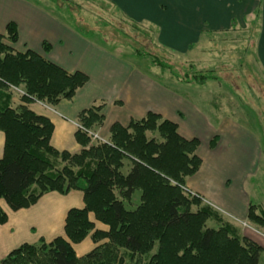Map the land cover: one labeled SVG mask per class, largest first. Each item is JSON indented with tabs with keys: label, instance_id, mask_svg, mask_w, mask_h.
Returning a JSON list of instances; mask_svg holds the SVG:
<instances>
[{
	"label": "trees",
	"instance_id": "16d2710c",
	"mask_svg": "<svg viewBox=\"0 0 264 264\" xmlns=\"http://www.w3.org/2000/svg\"><path fill=\"white\" fill-rule=\"evenodd\" d=\"M17 39L16 26L8 23L0 35V201L18 211L46 193L79 191L84 207L68 210L64 237L23 244L0 264H127L125 257L135 256L148 257L146 264H264L261 247L239 238L218 212L184 191L186 178L201 165L199 141L183 139L176 124L148 112L126 127L112 125L106 143L92 142L82 129L96 132L104 121L101 106H92L75 122L82 128L75 132L81 150L53 148L51 121L27 104L70 100L88 77L66 73L31 51L17 53L11 47ZM42 48L49 50L46 43ZM215 144L214 137L209 146ZM134 193L138 203L127 209ZM89 214L107 230H95ZM6 220L0 206V225ZM247 220L264 229V216L253 205ZM209 221L218 227H209ZM89 235L95 247L77 257L73 245Z\"/></svg>",
	"mask_w": 264,
	"mask_h": 264
},
{
	"label": "crops",
	"instance_id": "0c3cea01",
	"mask_svg": "<svg viewBox=\"0 0 264 264\" xmlns=\"http://www.w3.org/2000/svg\"><path fill=\"white\" fill-rule=\"evenodd\" d=\"M103 1L117 8L131 22L151 26L158 44L180 53L191 50L210 32L230 30L236 22L257 23L254 55L264 71V0ZM51 10L37 0H0V35H4L8 23L16 26L18 39L11 46L14 51H31L66 73L81 72L88 77L87 83L70 100H60L55 106L37 101L27 104L34 113L51 121V146L58 151L78 153L81 147L75 141V122L80 112L92 106H101L99 113L104 121L96 130L105 139L109 138L110 127L114 124L126 127L131 121L143 119L148 112L159 115L176 124L183 139L199 141L196 154L201 165L193 176L186 178L185 186L229 217L220 216L223 222L235 228L239 238L257 244L264 251V229L247 220L250 205L256 207L258 215L264 216L246 192L247 180L255 175L258 160L254 135L226 117L216 123L210 122L208 117H194L192 125L185 121L178 123L183 122V117L175 108L178 98L175 93L150 82L130 61L120 59L119 54L108 52L91 39L75 34ZM43 43L49 46L48 51L43 50ZM214 137L216 144L211 148L209 144ZM3 146L4 134L0 132V158ZM129 168L126 165L124 172L127 173ZM133 196H139V193ZM0 206L7 215L6 222L0 225L1 261L23 244H37L40 240L48 243L56 237H64L68 210L81 209L84 203L81 192L71 191L65 195L46 193L34 205L18 211H11L4 201H0ZM89 218L95 230H107L94 220L92 214ZM234 219L249 227H243ZM212 227L218 225L215 223ZM94 247L90 235L73 245L77 257L84 256Z\"/></svg>",
	"mask_w": 264,
	"mask_h": 264
},
{
	"label": "rangeland",
	"instance_id": "374dc122",
	"mask_svg": "<svg viewBox=\"0 0 264 264\" xmlns=\"http://www.w3.org/2000/svg\"><path fill=\"white\" fill-rule=\"evenodd\" d=\"M37 1L52 8L50 12L75 34L119 54L120 59L130 61L150 82L175 93V108L183 117V122L178 123L192 125L194 117H208L216 123L226 117L251 132L258 160L255 175L247 180L246 192L264 212V71L254 55L257 23L236 22L230 30L210 32L191 50L180 53L158 44L151 26L131 22L103 0ZM202 78L204 82L200 83ZM146 136L151 138L152 134L147 132ZM133 197L127 209L136 206L138 196ZM208 226H213L212 222ZM125 262L146 264L148 257L135 256L132 261L125 257Z\"/></svg>",
	"mask_w": 264,
	"mask_h": 264
},
{
	"label": "built area",
	"instance_id": "2783aa9c",
	"mask_svg": "<svg viewBox=\"0 0 264 264\" xmlns=\"http://www.w3.org/2000/svg\"><path fill=\"white\" fill-rule=\"evenodd\" d=\"M16 92H18L19 94H22L20 91L14 89ZM75 127L77 129H82L81 127H79L77 124H75ZM90 138L92 142H99V143H106V140L104 138H102L97 132H91V131H87L85 129H82ZM184 191L189 194L192 197L198 198L200 199L203 203H206L207 205H209L210 207L214 208L215 206L209 204V202H207L204 198H202L201 196H199L198 194L188 190L187 188H183ZM215 209V208H214ZM218 209V208H217ZM222 213V212H221ZM241 225L243 227H248L245 223H241Z\"/></svg>",
	"mask_w": 264,
	"mask_h": 264
}]
</instances>
